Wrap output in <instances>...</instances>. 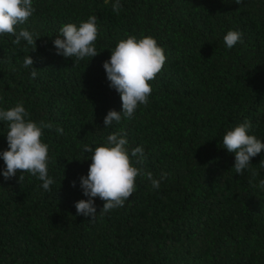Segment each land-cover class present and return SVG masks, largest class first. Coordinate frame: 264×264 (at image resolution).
Wrapping results in <instances>:
<instances>
[{"label": "trees", "instance_id": "16d2710c", "mask_svg": "<svg viewBox=\"0 0 264 264\" xmlns=\"http://www.w3.org/2000/svg\"><path fill=\"white\" fill-rule=\"evenodd\" d=\"M114 2L33 0L36 12L17 31L40 34L35 52L0 35V108L22 100L33 121L53 125L42 140L55 181L48 192L28 173L20 181L19 170L6 180L0 157V264H264V152L240 176L235 153L222 146L245 119L264 142V0H120L118 15ZM91 15L101 54L75 63L58 55L60 28ZM229 30L244 33L231 50L223 40ZM141 34L158 40L167 62L150 82L147 106L105 128L122 101L103 64L121 39ZM27 55L35 78L22 66ZM121 129L130 148L143 145L147 171L169 175L157 191L138 178L133 196L108 214H99L97 197L94 221L79 216L75 204L87 199L79 178L91 164L83 146H101ZM6 132L0 122V153L8 150Z\"/></svg>", "mask_w": 264, "mask_h": 264}, {"label": "clouds", "instance_id": "9594fccd", "mask_svg": "<svg viewBox=\"0 0 264 264\" xmlns=\"http://www.w3.org/2000/svg\"><path fill=\"white\" fill-rule=\"evenodd\" d=\"M243 0H236L241 4ZM109 3V0H105ZM120 0H115L112 10L117 15L122 10ZM36 12L33 0H0V35H11L15 39L13 44L19 45L26 41L27 46L36 49L37 40L41 39L36 31L27 28L17 31V26L26 24ZM99 36L98 17L91 15L86 22L79 25L67 23L59 30V35L53 43L57 54L66 58H75L83 61L94 58L101 53L97 52L95 42ZM244 33L239 30H229L223 37L227 49L231 50L238 43H243ZM24 51L27 52V47ZM167 62L165 48L152 35H129L121 39L111 57L105 61V69L109 87L119 93L122 101V112L109 110L104 118V125L111 127L113 122L119 124L122 119L134 118L137 109L147 106L149 97L153 92L151 81L161 73ZM35 61L30 55L23 59L24 68H32L31 76L35 78L38 71L33 67ZM0 122L7 126L6 138L8 150L0 153L6 168L3 177L11 179L21 172L20 181L24 173L37 177L42 182V188L51 192L55 183L49 176V164L53 162L49 154V145L44 143L42 137L44 130H52L49 122H36L30 118L24 102L21 100L7 110L0 108ZM253 124L245 119L242 123L226 132L223 136V148L230 153H235L233 170L237 175L243 176L249 169L252 158L264 152V142L255 135L250 134ZM59 135L64 134L63 127H57ZM83 152L89 153L87 159L91 161L86 176H81L80 187L86 200L76 202L77 215L91 217L92 221L97 216L96 198L104 201L100 215L108 214L113 210L122 208L137 191V179L145 178L150 182L154 191L160 189L162 181L166 180L168 173L163 172L159 177L147 171L145 164L147 157L143 145L129 147L127 132L123 129L109 134L101 146L93 147L90 144L83 146ZM260 165L264 167V160ZM258 173L253 172L255 178ZM249 183H252L250 180ZM73 187L76 182L73 181ZM259 187L264 189V179L259 181Z\"/></svg>", "mask_w": 264, "mask_h": 264}]
</instances>
